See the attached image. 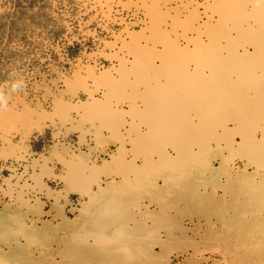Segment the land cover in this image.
I'll return each instance as SVG.
<instances>
[{
	"label": "rangeland",
	"instance_id": "rangeland-1",
	"mask_svg": "<svg viewBox=\"0 0 264 264\" xmlns=\"http://www.w3.org/2000/svg\"><path fill=\"white\" fill-rule=\"evenodd\" d=\"M214 4L212 0H0V218L3 215L17 218L14 228H18L19 223L27 228H49L46 236L9 241L13 246L22 244L23 257L41 262L48 257L65 260L68 247L64 240L69 236L81 250L83 243L78 231L84 229L85 221L77 223V219L88 198L68 184L74 180L69 177L71 170H81L77 167L82 164L80 161L72 168L70 161L76 164L77 158L83 156L90 168H103L111 163L113 155L119 156L121 151H118L122 149L124 158L135 162L147 175L142 180H148L151 185L149 193L144 190L145 194L140 196L139 192L137 199L130 202L132 213L138 220L143 219L144 213L158 217V221L151 218L146 222L148 236L144 247L156 249L159 261H147L143 248L137 251L138 255H144H140L141 264L238 263L225 248L236 240L229 233L227 223L234 214L229 207L239 188L237 183L227 184L225 170H220L219 180L208 175L209 181L199 186L203 201L198 206L170 197L166 191L169 179L165 170L159 169L160 173H156L147 169L146 156L134 152L131 126L136 118L132 113L125 112L124 123L118 120L123 123L117 129L124 137L120 143L111 126H105L82 108L109 99L117 101L118 109L131 101L142 106L141 98L126 100L125 94L133 89L128 92L126 84V93H123L125 82L120 85L125 69L139 63V53H134L133 48L138 49L140 45V48L146 46L162 52L165 46L152 39L161 32L186 47V38L197 37L199 29L211 30L207 29L206 22L215 25L220 20ZM160 61L162 65L161 59L155 62L157 68L161 67ZM103 74L110 76L106 82H114L116 90L112 88L115 94H110L111 98L112 83H108V87L105 80L98 81ZM154 74L153 77L158 78L156 71ZM131 75L130 79L135 81L136 75ZM122 86L124 88H120ZM236 139L240 141V137ZM212 144L215 148V142ZM221 144L225 148L223 155L233 168L236 164L244 169V165L250 163L245 154H231L228 141L223 140ZM165 151L151 154V161L158 163L157 167L165 156L177 157L172 147H165ZM218 152L202 151V154L208 163L217 165L221 155ZM65 159L68 164L64 165ZM118 165L109 174L97 175L92 168L83 170L81 165L82 171L90 176L85 180L87 188L98 190L100 185L107 186L113 181L123 183L127 178L137 177L133 171L129 176L120 173ZM251 165L252 173L255 165ZM192 172L199 173L198 170ZM154 185L159 191L152 189ZM209 198L224 207L223 216L207 210L210 204L213 206L207 202ZM74 223L79 225L74 228ZM130 224L133 226L134 222ZM87 239L91 246H96L94 237L87 236Z\"/></svg>",
	"mask_w": 264,
	"mask_h": 264
},
{
	"label": "bare ground",
	"instance_id": "bare-ground-1",
	"mask_svg": "<svg viewBox=\"0 0 264 264\" xmlns=\"http://www.w3.org/2000/svg\"><path fill=\"white\" fill-rule=\"evenodd\" d=\"M212 1L215 3L213 9L219 13L220 20L215 25L205 21L207 29L211 30L203 31V28L201 30L198 28L200 34L196 35L197 37L186 38V47L183 48L177 38V41L173 40L171 35L165 33L164 36L161 32L159 36L155 34L152 39L165 46L162 52L150 47L146 48V46L140 48V45L138 49L134 47L136 50L133 48L134 53H139V63L134 61L135 63L132 64L134 69L132 67L125 69L126 72L123 75L126 79L121 77L123 81L120 85L125 82L123 91L126 90V84L129 89H133H130L132 93L129 91L130 94H125L126 100L136 98L140 100L141 98V102L144 101L146 106L148 105V108L146 106L144 108L149 111L140 113L138 105V109H132L130 112L134 118L145 119L149 137L144 136L145 134L141 137L137 135L140 138L136 136L138 140L135 143L134 140L132 141V138L134 139L132 135L131 142L135 153L144 155V158L147 154L145 163L148 168V163L155 165V162L151 161L152 153H146L149 148L151 149L150 145L149 148L144 145L154 141L155 137L157 140L159 137L162 139L164 138L161 136L162 133L166 134L169 141L166 137L164 141L171 143L177 154V157L165 156L160 163V166L167 167L169 170L168 178L172 177L170 181L174 188L170 186L173 194L169 196L177 197L180 201L185 200L193 205L198 206L203 201L199 186L209 181L207 176L210 175L212 179L219 180L220 170H225V174L228 175L227 184L237 183L239 188L229 207L234 214L230 216V222L227 223L229 233L236 240H232V243H229L225 249L233 260L238 259V263L236 261L233 264H264V0ZM152 15L155 17V13ZM167 34L168 37H166ZM138 55L137 59H139ZM158 59L163 60L162 65L160 61V68L155 66ZM151 67L157 70H151ZM155 71L159 74L158 78L157 75L153 77ZM131 74L136 75L135 81L130 79ZM100 77L96 79L105 80L106 85L109 83L106 82L110 78L109 75L103 74ZM110 83L109 96L112 93L114 96L116 88H113L115 87L114 82ZM123 86L120 88H124ZM123 93L121 96L126 98ZM124 98L121 97V99ZM103 103L102 101L94 102L82 108L103 121L105 126H111L115 131V139L120 140L121 143L124 137L120 131L118 132V128L124 120H122L123 123L119 121L122 119L120 118L122 113L125 115L126 113L122 112L124 111L122 108V111L119 110L117 105V110L110 107L111 100L110 104L107 103L108 106ZM134 103L137 106L135 101ZM117 104L119 106V103ZM119 113L122 115L118 116ZM141 114H144L145 118ZM131 127L133 130L135 128L136 132L138 131L135 122ZM237 136L240 137V141L236 139ZM223 140L228 141L231 154L241 153L248 158L250 163L247 162L244 169L235 166L236 164L233 168V165L227 163V158L223 155L225 148L221 144ZM213 142H215V148ZM162 145L160 148L163 149ZM150 149L149 151L152 150ZM158 150L159 153L162 151ZM202 151L208 153L219 151L221 155L217 165L208 163ZM118 152L121 154L113 155L111 163L103 168L91 167V170L90 166L84 163L86 158L83 156L77 158L79 162H75L76 164L70 161L71 166L79 164L80 161L82 164L80 163L79 167L76 166L78 169L81 167V170H76L72 166L75 170H71L73 173L69 177L72 176L74 180L71 179L72 181L68 184L72 190H81L87 194L88 198L81 207V213L77 219V223L85 221L84 229L78 231L83 243L81 250L69 236L68 239L66 237L65 240L63 239L68 247L65 260L57 261L48 257L41 262L33 257H23L22 244L19 242L13 246L9 241L21 238L32 240L36 236H46L49 228L39 229L36 226L27 228L23 223H19L18 228H14L13 222L17 218L3 215L0 218V243L2 244L0 264H141L139 260L142 253L138 255L137 251L143 248L144 255L147 256H141L149 262L157 263L160 257L157 256V250L153 248L149 250L146 246L145 248L144 243L148 236L147 220L151 218L157 220L158 217L144 213L142 214L143 219L138 220L132 213L133 205L129 206L139 192H141L140 196L145 194L142 191L148 192L151 185L147 183L148 180L147 182L142 180L147 175L137 167L135 162L127 161L122 149ZM160 156L162 158L163 155ZM64 161H62L64 165L68 164L66 159ZM251 163L255 165L252 173L250 172ZM118 164H120V173L129 176V173L133 171L137 177L133 180L127 178L123 183L113 181L107 186L100 185L98 190L87 188L88 184L85 180L90 176L82 171V166L83 170L89 168L97 175L100 172L109 174L119 166ZM237 168L239 170H236ZM193 170H198L199 173L195 175ZM228 187L227 191L231 186ZM233 191L232 189L231 192ZM243 198L245 201L241 200ZM207 202L213 203V206L210 204L207 209L209 212H214L219 216H223L222 214L226 212L217 201L209 198ZM132 221L133 226L130 224ZM77 223H74L73 227ZM87 236L94 237L96 246L89 244ZM81 245L80 243L79 246Z\"/></svg>",
	"mask_w": 264,
	"mask_h": 264
},
{
	"label": "crops",
	"instance_id": "crops-1",
	"mask_svg": "<svg viewBox=\"0 0 264 264\" xmlns=\"http://www.w3.org/2000/svg\"><path fill=\"white\" fill-rule=\"evenodd\" d=\"M129 91H130V90H129ZM129 91H128V92H129ZM104 103H106V104L109 103V104H110V100H109V101H108V100H107V101L104 100ZM104 103H103V104H104ZM129 103H130L131 105H130ZM109 104H107V106H108ZM112 104H113V105H112ZM132 104H133L132 101H131V102H128L126 105H124V106L121 107L124 111H122V109H119V110H121L122 112H130V111H132V108H131ZM143 105H144V104H143ZM143 105L140 106V107H139L138 105H137V106L134 105L133 110H134V109H138V107H139V109H140V111H141L140 113H142L143 111H144V112H145V111H149V110H147L148 105H147V106H146V104H145L144 106H143ZM115 106H116V100H111V106H110V107L116 108ZM145 106H146L147 108H144ZM141 109H142V110H141ZM144 109H146V110H144ZM121 111H120V113H122ZM120 113L118 114V116L123 114L122 116H120V118H122V119H120V120L122 121V120H123V116H124L125 114H124V113L120 114ZM134 113H135V112H134ZM140 113H139V114H140ZM135 114H136V113H135ZM139 114H138V115H139ZM143 115H144V114H143ZM143 115L141 114L142 117H144ZM137 117H138V116H137ZM138 118H140V117H138ZM138 118H136V121H135V123H136V125H137L136 130H138V131L136 132V131H135V128H134L133 133H132V134H133V137H134V139H133V138H132V139L135 141V143H136V141L138 140V138L141 137V135L143 136V135L145 134L144 136L149 137V135H147V134H148V131H147L148 128H147V123L144 121L145 119L140 118V119H141V120H140V119H138ZM144 118H145V117H144ZM118 119H119V117H118ZM142 119H143V120H142ZM138 121H139V122H138ZM143 122H145L146 124L143 123ZM144 124H145V125H144ZM141 125H142V127H141ZM134 131H135V132H134ZM140 133H141V134H140ZM137 135L140 136V137H138ZM164 135H165V136H164ZM136 136H137L138 138H137ZM161 136L164 137V138L160 139V137H159L158 140H157V139H155V138H157V137H155V138H153L154 141L152 140L151 142H149V144L144 145V146H146V148L151 147V149L154 147V145H156V146H155V149L153 148L155 151H153V149L151 150V149L149 148L151 151H149V149H148V150L145 149V150H147L146 153H148V154H151V153H152V154H153V153H157L158 148H160V146H161L162 144H164L166 147H168L167 145H169L170 147H172V144L169 143V142H167V141H169V140H167L168 137H166V134H165V133H162ZM167 136H168V135H167ZM165 137H166V140H167V141H164V140H165ZM136 138H137V139H136ZM154 143H155V144H154ZM152 144H153V146H152ZM135 145H136V144H135ZM135 145H134V146H135ZM149 145H150V146H149ZM31 146H32V145H31ZM148 146H149V147H148ZM32 147H34V146H32ZM162 147H163V149H162V148H160V149H161L162 151L165 150V147H164L163 145H162ZM144 148H145V147H144ZM144 148H143V149H144ZM160 149H159L158 151H160ZM148 151H149V152H148ZM163 152H164V151H163ZM165 152H166V151H165ZM167 152H170V149H168ZM143 153L145 154L144 150H143ZM145 156H147V154H146ZM145 159H146V158H145ZM145 162H146V161H145ZM153 163H154V162H153ZM150 165H151V166H150ZM162 165H163V164H162ZM147 166H148L150 169H153V168H154L153 171H154V172L156 171V172H159V173H160L159 169H160V170L162 169V171H163L164 168H165V167H162V166H160L161 168H160V167H156V166H157V163H155V165H153L152 163H150V164L148 163ZM152 166H153V168H152ZM149 168H147V169H149ZM156 168H159V169L156 170ZM145 169H146V168H145ZM150 169H149V170H150ZM140 170H141V169H140ZM165 171H166V172H165V174H166V178L169 179V181L172 180V177L168 178V177H169V175H168V174H169V170H167V167L165 168ZM154 172H153V173H154ZM140 174H142V173H140ZM145 175H146V174H145ZM84 180H85V179H84ZM84 180H83V181H84ZM172 182H174V181H172ZM170 186H171V181L166 185V191H168V192H167L168 195L173 194L171 190H173L172 188H174V187L171 186V187H172V188H171ZM152 189L155 190V191H159V187H158L157 185H154V186L152 187ZM148 193H149V192H148Z\"/></svg>",
	"mask_w": 264,
	"mask_h": 264
}]
</instances>
